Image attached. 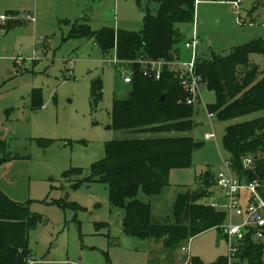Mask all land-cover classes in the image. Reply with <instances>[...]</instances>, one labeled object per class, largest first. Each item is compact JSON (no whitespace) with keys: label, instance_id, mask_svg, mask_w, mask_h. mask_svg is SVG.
I'll return each mask as SVG.
<instances>
[{"label":"rangeland","instance_id":"obj_1","mask_svg":"<svg viewBox=\"0 0 264 264\" xmlns=\"http://www.w3.org/2000/svg\"><path fill=\"white\" fill-rule=\"evenodd\" d=\"M141 2L143 6L138 0H0V16L7 17L0 19V189L40 216L29 231L28 264H185L189 256L213 263L227 255L222 228L169 248L163 239L126 235L124 212L111 204L107 186L88 183L92 165L105 157L109 141L157 135L109 127L113 101L129 95L122 75L131 73L130 68L118 66L115 53L104 55L94 40L70 35L84 22L94 31H140L148 0ZM150 7L154 12L157 4ZM179 27L182 38L197 34L198 58L227 55L239 45L264 39V5L260 0L238 5L233 0H197L195 21ZM182 38L177 51L188 60L191 53ZM250 65L262 77L264 54H251ZM98 78L104 97L94 108L91 86ZM199 91L196 126L187 135L201 145L191 166L173 169L159 194L139 193L151 203L156 223L176 222L175 205L182 194L197 196L206 190L203 201L214 204L220 197L218 203L227 202L216 177L227 172L230 156L224 138L226 126L234 121L209 116L208 105L216 95L205 83ZM263 116L264 110L239 121ZM209 133L216 137L207 140ZM207 175L214 178L209 186L203 181ZM248 203L246 194L240 204L246 208ZM242 220L230 215L227 223Z\"/></svg>","mask_w":264,"mask_h":264},{"label":"trees","instance_id":"obj_2","mask_svg":"<svg viewBox=\"0 0 264 264\" xmlns=\"http://www.w3.org/2000/svg\"><path fill=\"white\" fill-rule=\"evenodd\" d=\"M236 1V0H233ZM150 3L157 4L154 12ZM197 0H148L140 31L106 27L92 30L88 23L74 26L70 36L94 40L104 55L115 53L118 66L129 67L132 82L127 98L115 99L109 127L157 135L125 138L106 144L105 157L92 165L90 182H102L109 191L110 202L124 212L123 231L142 239H163L166 247L190 241L211 228H221L229 213L203 201L209 193L179 196L175 205V223H156L151 218V203L139 198L157 195L168 184L170 172L187 168L201 145L187 135L196 126L194 105L179 77L168 67L160 79L143 75L140 59L175 58L181 40L179 24H193ZM264 5V0H260ZM138 4L143 6L141 0ZM184 38H182V41ZM264 54V39L242 44L227 55L212 53L198 58L197 73L216 101L208 105L210 113L224 121L225 150L237 175L258 180L264 194V116L245 121L240 118L264 110V74L250 65V55ZM162 96H165L162 99ZM104 97V83L94 79L91 103L96 108ZM251 155L254 163L245 169L244 159ZM211 176L203 180L212 183ZM205 193V194H204ZM202 200V201H201ZM78 208H81L79 205ZM40 221L28 205L12 200L0 189V264H28L32 256L29 231ZM239 264H264V244L248 236L238 253ZM189 264H228L221 256L213 263L191 257Z\"/></svg>","mask_w":264,"mask_h":264},{"label":"built area","instance_id":"obj_3","mask_svg":"<svg viewBox=\"0 0 264 264\" xmlns=\"http://www.w3.org/2000/svg\"><path fill=\"white\" fill-rule=\"evenodd\" d=\"M242 0L233 1L235 4L241 3ZM1 20H6L4 15L0 16ZM185 48L191 53L188 60H183L180 56L168 59L159 60H144L140 59L139 63L142 66L141 72L143 75L160 79L166 67L172 70L180 79L181 84L187 89L189 95L185 99L187 104L194 105L201 102L199 85L203 83L202 77L197 73V61L200 52V41L197 34L192 37L185 38L183 41ZM114 62L119 64L118 58L115 56ZM123 81L126 84H131L132 74L123 73ZM209 116H213L210 113ZM214 133L206 134L207 140L215 138ZM254 160L251 155L244 159L245 169L253 166ZM227 172H221L216 177V183L225 192L228 200V210L230 215L242 217L240 223H224L221 228L226 237L228 252V264H239L238 253L241 245L246 242L248 236H252L253 240L264 244V194L261 191V184L258 180H247L236 174L230 159L225 160ZM246 191V192H244ZM248 194V206L244 208L240 202L243 197ZM184 250L190 253L188 246ZM190 256L185 261L187 264L190 261ZM67 264H74L68 262Z\"/></svg>","mask_w":264,"mask_h":264},{"label":"crops","instance_id":"obj_4","mask_svg":"<svg viewBox=\"0 0 264 264\" xmlns=\"http://www.w3.org/2000/svg\"><path fill=\"white\" fill-rule=\"evenodd\" d=\"M2 21H4V20H2ZM185 38H186V37H185ZM185 38H184V39H185ZM200 49H201V48H200ZM176 53H177L176 55H179V56H180V51H179V52L176 51ZM225 197H226V196H225ZM225 197H224V198H225ZM219 198H220V197H219ZM219 198H216V200L214 201V204H212V203H211V204H212L213 206H215L216 208H219V209H222L221 206H223V205H224V207L227 206V208L225 207V210H226V212L229 213V210H227V209H228V200H227V202H226L225 204L221 205L220 203H218L219 200H220ZM225 199H226V198H225ZM218 204L220 205V207L218 206ZM226 204H227V205H226ZM229 216H230V214H229ZM184 263H185V262H184ZM185 264H186V263H185Z\"/></svg>","mask_w":264,"mask_h":264},{"label":"water","instance_id":"obj_5","mask_svg":"<svg viewBox=\"0 0 264 264\" xmlns=\"http://www.w3.org/2000/svg\"><path fill=\"white\" fill-rule=\"evenodd\" d=\"M164 98H165V96H162V99H164ZM55 151H57V150H49L48 154H53V153H55Z\"/></svg>","mask_w":264,"mask_h":264}]
</instances>
